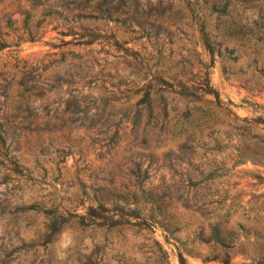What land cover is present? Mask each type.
<instances>
[{
	"label": "rangeland",
	"instance_id": "374dc122",
	"mask_svg": "<svg viewBox=\"0 0 264 264\" xmlns=\"http://www.w3.org/2000/svg\"><path fill=\"white\" fill-rule=\"evenodd\" d=\"M256 1L235 5L248 23ZM210 2L0 0V264L238 263L264 249V165H232L236 146L264 140L242 127L264 118V43L230 41L223 74L190 20ZM204 73L222 107L173 91ZM96 202L120 224L78 223Z\"/></svg>",
	"mask_w": 264,
	"mask_h": 264
},
{
	"label": "trees",
	"instance_id": "16d2710c",
	"mask_svg": "<svg viewBox=\"0 0 264 264\" xmlns=\"http://www.w3.org/2000/svg\"><path fill=\"white\" fill-rule=\"evenodd\" d=\"M256 2V0H211L206 12L190 14V20H194L197 24L196 30L200 45L209 56L216 55L220 58V70L223 74L228 73V67L224 64L225 61H234L237 58L235 47L229 46L228 44L230 41L237 42L244 38H252L254 42L264 43V9L261 10L258 7L256 18L252 19L251 23H248V20H246L243 14L244 12H237V8L235 7L236 3H239L244 10L248 7L247 3L248 5L252 3L251 6L254 4L257 6ZM211 23L213 26H210ZM252 62L255 63L256 59L253 58ZM253 68L257 73L262 72L261 68L256 69V66H253ZM177 83V90H173L176 94L192 100H199L205 95H210L213 98V102L218 107H222L216 90H213L209 84L206 73L203 74V81L198 88L199 90H187L189 88L180 80H177ZM148 96V93L144 96L146 103L149 102ZM245 103L249 106L258 107L256 103L247 101ZM227 104L234 106L229 100H227ZM242 122L244 123L242 127L246 131H253L254 128H259V130L264 132V118L260 115L243 118ZM6 134L7 131L0 125V154L4 153L7 150V146H9H6ZM257 135L258 133L255 132L252 136L256 142L251 145L252 149H250V152H247V149H249L248 145L244 146V149L243 147L236 146L234 149L235 158L232 165L245 161L264 165V140H258ZM224 148H229V146L227 144H219L218 142H215L210 147L211 150L215 151H220ZM221 174L216 173L215 169L209 170L205 174L204 179H210L215 175L218 176ZM46 214L48 215V220L45 223V228L51 232L58 230L61 225V220H58L59 215L56 212V208L48 209ZM74 216L79 219L78 223L80 224L84 218L88 219L87 224H95L97 226L105 225L106 227H112L120 224L119 219H114L112 215H109V209L102 202H96L94 206L87 205L84 207L83 214H74ZM224 237L216 231H213L211 239L214 243H219V245L223 246L226 240ZM242 259V262H232L230 255L224 252L220 257L213 255L210 258H204L203 261L217 260V264H264V249L261 248L252 255H242ZM177 261L178 264H186L179 253L177 254Z\"/></svg>",
	"mask_w": 264,
	"mask_h": 264
}]
</instances>
